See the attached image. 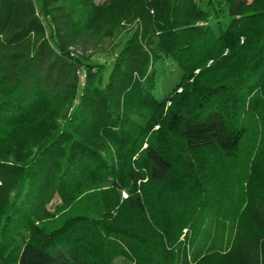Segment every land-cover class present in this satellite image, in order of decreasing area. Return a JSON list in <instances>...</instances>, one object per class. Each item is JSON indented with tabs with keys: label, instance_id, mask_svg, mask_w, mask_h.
Instances as JSON below:
<instances>
[{
	"label": "trees",
	"instance_id": "trees-1",
	"mask_svg": "<svg viewBox=\"0 0 264 264\" xmlns=\"http://www.w3.org/2000/svg\"><path fill=\"white\" fill-rule=\"evenodd\" d=\"M118 257L264 264V0H0V264Z\"/></svg>",
	"mask_w": 264,
	"mask_h": 264
},
{
	"label": "rangeland",
	"instance_id": "rangeland-1",
	"mask_svg": "<svg viewBox=\"0 0 264 264\" xmlns=\"http://www.w3.org/2000/svg\"><path fill=\"white\" fill-rule=\"evenodd\" d=\"M104 0H95L96 3H101ZM250 1V0H247ZM129 26V24L127 25ZM128 32V27L125 28L122 32L119 33L117 37L108 38L105 40L104 44L96 49H87L85 53H91L92 57L89 58V61H99V62H107L110 60L108 58L111 53V47L112 45H115L118 41H120ZM77 51H81L80 48L77 49ZM82 53V51L80 52ZM179 77L178 69L176 68V65L170 61L165 60L161 67L158 69V80H157V86L155 90V95L158 98H161L164 94L168 92V90L176 83ZM84 78L80 77V82L82 83ZM121 199L126 197V193L124 191H121L120 193ZM61 203L60 198L54 197L50 204L48 205L49 209L51 211L54 210V205ZM187 233L186 229L183 230L182 235L180 236V240H183L184 234ZM189 234V233H188ZM187 242V241H186ZM188 243V242H187ZM224 246V245H223ZM187 251L190 253V247H186ZM113 264H126V260H124L121 257L116 258L113 261Z\"/></svg>",
	"mask_w": 264,
	"mask_h": 264
}]
</instances>
